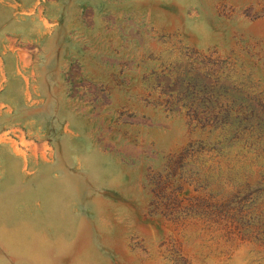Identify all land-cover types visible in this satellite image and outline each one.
Here are the masks:
<instances>
[{
  "label": "rangeland",
  "instance_id": "rangeland-1",
  "mask_svg": "<svg viewBox=\"0 0 264 264\" xmlns=\"http://www.w3.org/2000/svg\"><path fill=\"white\" fill-rule=\"evenodd\" d=\"M0 264H264V0H0Z\"/></svg>",
  "mask_w": 264,
  "mask_h": 264
}]
</instances>
